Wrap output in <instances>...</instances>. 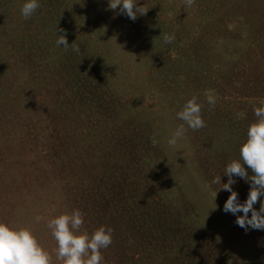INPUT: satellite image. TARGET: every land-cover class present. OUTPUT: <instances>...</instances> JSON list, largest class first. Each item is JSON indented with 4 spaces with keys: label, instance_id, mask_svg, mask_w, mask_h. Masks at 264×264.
Masks as SVG:
<instances>
[{
    "label": "rangeland",
    "instance_id": "rangeland-1",
    "mask_svg": "<svg viewBox=\"0 0 264 264\" xmlns=\"http://www.w3.org/2000/svg\"><path fill=\"white\" fill-rule=\"evenodd\" d=\"M23 2L0 0V221L53 264L47 221L75 209L89 233L113 229L104 264H264V231L237 226L214 182L264 105V0H139L135 21L107 0H40L25 20ZM193 97L206 126L173 149Z\"/></svg>",
    "mask_w": 264,
    "mask_h": 264
},
{
    "label": "clouds",
    "instance_id": "clouds-1",
    "mask_svg": "<svg viewBox=\"0 0 264 264\" xmlns=\"http://www.w3.org/2000/svg\"><path fill=\"white\" fill-rule=\"evenodd\" d=\"M194 4L195 0H184L185 7H192ZM40 6V0H24L20 14L28 20ZM107 6L132 21H135L138 15L145 14L148 9L142 7L139 0H107ZM57 37V47L66 50L71 47L73 52L79 53V45L69 44L66 35L57 34ZM162 41L163 44L170 45L175 41V35L164 34ZM205 97L207 105L215 107L217 100L214 91L208 90ZM203 107L196 97L183 105L182 110L177 113V118L184 124L177 127L167 141L171 148H176L187 129L196 131L206 126L202 116ZM254 115L256 120L248 125L246 139L239 146V158L231 160L223 171L227 182L221 183L220 176L214 181L222 185L215 191V196L218 190L229 193L222 210L236 216L237 226L246 232L264 231V202L261 203L259 211L254 208L258 198L264 201V105L255 108ZM184 125H187V128ZM236 178L243 179L250 185L243 203L240 202L238 192L233 190L237 183ZM238 213L242 215H237ZM35 220L39 223L42 217L37 216ZM84 225V214L78 209L66 211L47 221L46 226L56 242L55 257L62 264H104L102 250L112 244L113 229L102 225L89 233L84 230ZM0 264H53V257L38 241L31 228L15 227L0 221Z\"/></svg>",
    "mask_w": 264,
    "mask_h": 264
}]
</instances>
